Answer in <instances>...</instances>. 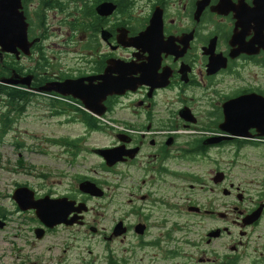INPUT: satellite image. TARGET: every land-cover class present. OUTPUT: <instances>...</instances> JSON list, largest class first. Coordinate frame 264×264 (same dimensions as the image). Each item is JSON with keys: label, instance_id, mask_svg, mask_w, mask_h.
Listing matches in <instances>:
<instances>
[{"label": "flooded vegetation", "instance_id": "obj_1", "mask_svg": "<svg viewBox=\"0 0 264 264\" xmlns=\"http://www.w3.org/2000/svg\"><path fill=\"white\" fill-rule=\"evenodd\" d=\"M32 2L22 0L28 40H38L31 56L2 54L0 48V65L11 57L15 63L4 78L14 72L18 80L30 77L29 87L13 86L29 98L21 104L22 114L34 97L48 100V108L52 102L59 104L63 116L74 111L71 123L111 138L109 145L95 150L115 151L122 160L107 167L104 158L93 153L103 162L102 168L122 182L105 188L90 178L76 177L64 191L56 183L35 191V200H44L45 207L63 208L66 220L58 225H45L35 210L22 212L12 200L15 211L1 208L0 219L8 217L11 222L13 216H28V234L44 241V246L36 259L2 251L0 264H83L78 249L82 235L90 243L104 236L103 264H138V251L147 250L152 254L141 257V264H172L182 242L195 249L193 264H241L248 259L250 264H264V190L250 199L244 188L252 184L249 175L232 181L223 159L232 153L243 168L247 165L244 151L264 147V138H257L255 130L247 137H236L221 128L227 102L251 94L264 98V0H93L91 13L83 12L87 21L76 27L90 32L91 42L78 52L73 66L42 54L48 15L42 19L33 15ZM104 3L115 4L116 11L101 15L98 8ZM119 30L127 32L129 39L143 35L140 46L120 45ZM24 59L32 66L23 65ZM64 82L92 110L82 98L39 92L47 84ZM219 138L220 142H212ZM260 171L261 167L250 168L249 174ZM86 180L102 188L103 196L81 192L79 185ZM182 182L190 184L189 190L217 197L197 203L189 196L187 202L178 203L164 196L165 202L150 203L157 210L146 212L150 197H169ZM257 187L264 188V180ZM121 190L141 203H116L110 192ZM247 196L255 203L245 205ZM227 198H236L239 205L228 206ZM107 200L111 202L98 203ZM260 208V218L250 223L249 217ZM102 210L108 216L101 219L112 223L109 229L99 226ZM179 218L187 220L182 221L186 227ZM184 228L190 237L196 231L205 233L203 241L180 239ZM154 229L164 232V237L153 235ZM41 232L43 237L38 239ZM227 237H233L231 242L226 243ZM130 238L137 240L136 246H123ZM216 243L220 248L211 247Z\"/></svg>", "mask_w": 264, "mask_h": 264}, {"label": "rangeland", "instance_id": "obj_2", "mask_svg": "<svg viewBox=\"0 0 264 264\" xmlns=\"http://www.w3.org/2000/svg\"><path fill=\"white\" fill-rule=\"evenodd\" d=\"M59 6L51 8H41V0H33L30 8L33 10V15L36 11L42 9L43 14L48 15V25L46 32V42L43 44L42 54H46L50 59L61 62L63 65L73 66L74 61L78 57V52L86 45L90 44V32L82 29H76L78 23L86 22L83 18V12L88 10L92 5L93 0H56ZM86 6V7H85ZM121 18V17H120ZM120 18L116 20H121ZM75 25V28H74ZM39 58V57H38ZM11 60V59H9ZM26 67H31L32 62L29 59H24L21 62ZM0 96V129L2 128L3 115L9 112L4 104L6 100ZM48 100L41 97H34L31 104L26 107L24 114L16 115L10 114V126L6 133L0 131V209L7 208L8 210L15 211L12 200L13 194L18 186H27L33 191L43 190L50 184H60L61 191L68 188L69 185L75 184L76 177H87L98 183L105 184V188H113L122 181L117 174L105 171L103 162L95 156L93 150L102 148L111 143V138L107 137L104 133H93L87 131L81 125L71 123L72 115L63 116L57 114L54 116L52 109L47 106ZM74 108V107H73ZM75 109V108H74ZM79 109V108H78ZM68 141H77L75 147L68 144ZM232 150V149H231ZM246 154L247 165L243 162L236 163L232 153H227L223 159L227 161L226 172L232 181L240 182L243 178L247 177L252 181L250 186H244L248 190L250 199H256L263 194L264 188H258L257 184L264 180V147L262 148H249L244 151ZM257 169L261 167L260 172H252L249 174V169ZM179 190L169 197L167 195L156 194L150 197L146 205L150 206V213L152 210L158 208L153 207L150 203H158L161 199L165 202L167 199H174L173 202L184 203L187 202V197L192 196L197 203L210 202L216 199L217 194L208 193L203 194L198 190H189L188 183H178ZM18 187V188H17ZM181 188H183L181 190ZM116 203L123 205H130V201L141 203L129 195L127 191H116L112 195ZM165 196V197H164ZM11 198V199H10ZM227 205H239L236 198H227ZM98 201H93L97 203ZM106 202L109 204L111 201H101L98 203ZM194 202V201H193ZM255 203L254 200L245 202V205ZM126 210L131 208L125 207ZM101 214L104 217H101ZM118 215V214H117ZM107 211L102 210L99 219V226L109 229L112 223L109 220L101 219L107 217ZM8 218V217H6ZM0 219V225L6 223L4 228H0V254L2 251H7L16 256V258H37L42 254V247L44 241L38 242L31 238L28 234V216L18 215L11 217V222L7 219ZM119 219L120 216H117ZM180 224L186 227L182 221L187 222L184 218H179ZM230 224V222H228ZM153 235L164 237V232L154 229ZM205 233L196 231L193 237L187 236L186 228L183 232L178 234L180 239L184 238L193 239L195 243H201ZM237 236V234H235ZM78 244L79 253L82 258L83 264H91V261L96 260V264H103L102 258L106 253L102 246L104 236L96 238L92 243L84 239ZM233 237H227L226 243L231 242ZM137 240L130 238V240L123 244V246H136ZM211 247L220 248L219 244ZM195 249L189 248L185 242L179 245V256L172 264H193L197 258L194 253ZM228 251V249H227ZM92 252V254L90 253ZM229 252V251H228ZM146 254L151 256V250L145 253L138 251L136 262L141 264L140 258ZM249 257L254 258L252 250H249ZM74 263V262H73ZM250 259L242 262L241 264H250ZM158 264H160L158 262Z\"/></svg>", "mask_w": 264, "mask_h": 264}, {"label": "water", "instance_id": "obj_3", "mask_svg": "<svg viewBox=\"0 0 264 264\" xmlns=\"http://www.w3.org/2000/svg\"><path fill=\"white\" fill-rule=\"evenodd\" d=\"M117 9L113 3H104L99 6L98 12L103 16L112 15ZM154 22V19L152 20ZM26 17L23 11L22 0H0V47L2 54L16 55L18 58L21 54L26 57L31 56V48L38 41L30 43L27 34ZM139 35L133 39H129L127 32L124 30L118 31V43L124 47L135 46L139 47L141 38ZM18 75L14 72L11 77L3 78L1 83L7 86L23 85L29 87L30 77L24 80H18ZM68 82L50 83L47 86L40 88L39 92L52 94L56 93L61 96L71 95L73 98H82L79 94L68 91ZM115 92V91H111ZM117 92V91H116ZM84 104L88 106L85 99ZM225 121L221 128L227 134L236 137H247L250 130L256 131L257 138H264V98L255 94L242 96L227 102L224 105ZM222 139H216L212 142H220ZM119 151V150H118ZM95 153L104 158L107 167H112L114 164L122 160V156H117V152L106 149H97ZM79 189L81 192L89 194L93 197H102L104 191L97 184L86 180L80 183ZM13 200L18 205L20 211L27 212L35 210L38 219L45 225L51 226V223L58 225L66 220L65 213L61 206L52 205L44 206V200H35V191L24 186L19 187L13 194ZM262 208L257 210L249 217V222H254L260 218ZM66 214V213H65ZM69 214V212L67 213ZM39 231V230H38ZM42 231V230H40ZM43 237V232L38 234V239Z\"/></svg>", "mask_w": 264, "mask_h": 264}, {"label": "trees", "instance_id": "obj_4", "mask_svg": "<svg viewBox=\"0 0 264 264\" xmlns=\"http://www.w3.org/2000/svg\"><path fill=\"white\" fill-rule=\"evenodd\" d=\"M122 1L125 2L126 0H122ZM41 6L42 8H51L53 6H59V3L56 0H41ZM84 13H87V14L91 13V10L88 9ZM36 16L39 19H42V17H44L42 9L39 11H36ZM90 19L91 17H89V20ZM74 28H75V25H74ZM13 60H14L13 57H11V60L5 61L4 66L0 65V81L2 78L10 75L11 69L13 65L15 64ZM0 96H2L1 97L2 99L6 100L4 104L6 105V108L9 109V112L3 115L4 117L2 118V123H1L2 128L0 129L2 133H6L10 126V122H11L9 115L10 114H16V115L22 114V110L24 107H22L21 104L22 102L28 103L29 98L26 96L25 92L18 90V89H14L13 87H9L3 84H0ZM52 103L53 104L50 103V108L52 109V111L57 114H60V111H59L60 105L54 102ZM68 142H69L68 144L73 145L74 147L77 144V141H68Z\"/></svg>", "mask_w": 264, "mask_h": 264}]
</instances>
